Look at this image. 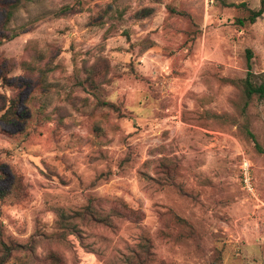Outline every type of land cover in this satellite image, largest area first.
Masks as SVG:
<instances>
[{"label": "rangeland", "instance_id": "374dc122", "mask_svg": "<svg viewBox=\"0 0 264 264\" xmlns=\"http://www.w3.org/2000/svg\"><path fill=\"white\" fill-rule=\"evenodd\" d=\"M260 1L18 8L0 45V116L18 103L0 117V228L33 238L28 264H126L143 238L147 264H264V153L248 134L264 150V98L225 81L245 78L247 52L264 73V13L237 22ZM89 202L110 226L76 220L57 239L59 214ZM121 203L139 219L115 217Z\"/></svg>", "mask_w": 264, "mask_h": 264}, {"label": "trees", "instance_id": "16d2710c", "mask_svg": "<svg viewBox=\"0 0 264 264\" xmlns=\"http://www.w3.org/2000/svg\"><path fill=\"white\" fill-rule=\"evenodd\" d=\"M41 0H0V13L2 15V20L0 22V45L12 39L14 35L9 34V24L21 5L27 4H36ZM244 7V6H242ZM65 9L61 10V13L65 14ZM264 13V0L260 1V7L257 10L248 9V16L246 18H241L237 20L240 26H243L245 22L253 24L257 18L261 17ZM151 14V10L146 8L138 11L136 13V17L138 19H143L148 17ZM250 52H247V72L246 76L243 80L234 81V80H225L231 83L232 85H236L241 88L245 101L251 100L253 97H257V99L264 98V73L260 75H255L250 70ZM258 77L261 82L257 83L254 81L255 77ZM90 83L92 81L88 80ZM93 84V83H92ZM91 84V85H92ZM17 101L15 99H11L8 101V107L0 116L1 119L5 121H10L14 117H17L15 111L17 106ZM110 105L111 104H107ZM249 136L253 139L255 144V149L259 153H264V150L257 144L254 140L252 134L248 133ZM3 197V192H0V198ZM115 217L125 218L127 220H135L139 219V214L135 212L132 208L127 206L125 203H121L116 207ZM111 217L99 216V214L94 210L91 202H89L86 206H84L81 211L73 212L71 215H67L65 213L59 214V219L57 221V239H61L65 236V234H69L73 232L74 227L73 222L76 220H89V221H100L102 225L110 226ZM33 238L27 244H19L16 241L8 238L4 239L2 230L0 228V264H28L31 262L33 258ZM132 253V256L127 259L126 264H147L146 259L151 255L150 252V243L146 238H143L141 243L137 245V249ZM52 264H60V260L54 255L51 256Z\"/></svg>", "mask_w": 264, "mask_h": 264}, {"label": "built area", "instance_id": "2783aa9c", "mask_svg": "<svg viewBox=\"0 0 264 264\" xmlns=\"http://www.w3.org/2000/svg\"><path fill=\"white\" fill-rule=\"evenodd\" d=\"M247 169H248V164L244 163L243 164V167H242V175H243V182H244V186L246 188V190L250 193H252V187H251V184H250V177H249V174L247 172Z\"/></svg>", "mask_w": 264, "mask_h": 264}]
</instances>
